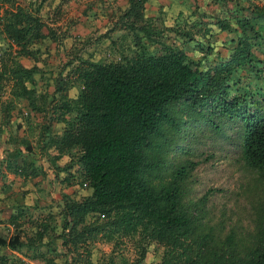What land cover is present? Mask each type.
<instances>
[{"label": "trees", "instance_id": "1", "mask_svg": "<svg viewBox=\"0 0 264 264\" xmlns=\"http://www.w3.org/2000/svg\"><path fill=\"white\" fill-rule=\"evenodd\" d=\"M46 1L0 0V8L7 5L2 7L0 17V33L7 40L6 47H0V92L3 80L11 78L12 96L25 99L32 111L38 109L42 115L47 109L36 102L32 75L37 65L30 58L36 59L38 48L31 47L39 39L47 37L55 44L58 41L38 16ZM145 1L125 0L121 9L120 17L125 18L121 28L129 30L136 46L128 55L122 54L115 61L77 56L72 74L79 89L74 97L62 94L65 82L61 86L56 82L52 94L38 95L42 105L46 99L54 104L49 110V122L41 124L37 146L42 143L40 148L55 151L48 157L56 178L60 172L67 175L60 179L61 183L71 182L69 172L75 165L80 180L89 189L88 195L76 200L61 192L58 204L62 216L60 237L65 236L63 246L67 252L76 250L78 242L84 244L93 233L107 228L111 233L134 231L146 245L181 249L186 254L185 264H264V207L254 212L253 229L245 235L229 228L219 236L213 226L199 234L195 231L196 220L181 206L185 166L174 169L169 180L153 183L154 171L160 166L155 153L172 146L173 134L195 120L202 119L210 125L211 116L237 125L244 163L264 178V84L255 92L257 95L250 93L246 97L233 93L230 83L237 69L261 73L251 64L252 48L262 40L259 29L251 22L264 26V0H246L250 15L233 14L234 27L226 19L216 21L220 29L236 35L227 56L212 64L194 61L172 45L149 53L140 42L141 36L151 35L143 23ZM138 22L140 25L135 26ZM43 27L46 34L41 31ZM13 45L16 49L12 52ZM18 57L32 66L21 65ZM5 107L4 113L8 110ZM57 122L63 123L58 134L52 132ZM15 142L33 153L25 137ZM14 146L5 155L7 169L24 178L41 174L40 165L29 166L17 144ZM63 154L68 155V162L57 165L55 160ZM88 213H95L100 221L83 224ZM5 222L11 232L0 235V264H23L13 251L25 242L40 244L41 236L50 232L46 225L32 231L29 214L19 201L11 204ZM21 236L26 240L22 241ZM138 245L141 260L144 245ZM35 254L43 264H52L40 252ZM78 263L80 259L71 253L69 264Z\"/></svg>", "mask_w": 264, "mask_h": 264}, {"label": "rangeland", "instance_id": "2", "mask_svg": "<svg viewBox=\"0 0 264 264\" xmlns=\"http://www.w3.org/2000/svg\"><path fill=\"white\" fill-rule=\"evenodd\" d=\"M112 1L113 3L109 5L115 10L107 16V61L118 60L120 55H128L136 47L133 45L129 30L121 28L125 23V18L120 17L125 0ZM258 3L261 4L260 1ZM21 5L29 8L28 4L21 3ZM58 5V11L52 16L63 18L60 15L62 5ZM6 6V4L2 5V7ZM249 11H251L250 6L246 0H226L225 3L222 0H146L143 8V23L149 27L151 35L144 38L139 31L140 42L149 53H158L163 45H172L182 49L187 57L194 61L212 64L227 56L233 46L232 39L236 35L234 32L220 29L216 21L226 19L234 27L233 14L249 16ZM251 23L255 29H259L262 37L260 44L252 48L251 60V64L261 69V73L255 75L251 70L237 69L232 74L230 82L233 93L244 94L246 97H249L250 93L257 95L255 92L264 84V26L254 20ZM136 25L139 26L140 22L135 23ZM61 34L62 32L56 34L58 41L54 45L55 54L50 52L52 57L38 55L37 60H34L38 64L32 75L33 88L37 95L38 106L47 109L44 115L38 109L34 110L32 112L35 121L30 122V119L26 121L22 110L15 113L12 110L13 105L20 107L26 105L12 96L11 78L2 82L0 169L3 167L1 163L5 159L6 152H10L15 147L14 144H17L20 153L24 152L23 144L15 142L21 139L22 132H24L23 137H38L42 132L41 124L46 125L49 122V110L54 103L47 102L46 99L45 104L42 105L38 95L52 94L56 82L60 86L65 82L62 94L68 97L74 96L79 89L72 68L77 63L75 60L77 56H81L80 48L68 46V40H65L64 36L59 38ZM65 42L66 50L63 49ZM6 43V38L0 33V47H6ZM87 46L91 48L90 44ZM33 47L36 46L32 45ZM15 49L16 46L13 45L12 52ZM17 61L25 67L32 66L24 58L18 57ZM24 84L30 88L26 81ZM4 106L8 108L5 113ZM209 121H211L210 125L202 119L195 120L180 132L173 134L170 141L172 146L168 142L167 148L155 153L160 166L154 171L153 183L169 180L174 169L181 165L185 166L186 176L181 185V206L196 220L195 231L201 234L206 227L213 226L219 236L229 228L238 235H245L253 229L254 212L264 207V178L244 163L240 154L237 125L218 116H211ZM34 125L40 126L41 129L37 132V126ZM22 126L25 128L21 131L19 128ZM8 133L12 136H8ZM67 162V158H64L61 165ZM39 165L44 174L42 181L34 183L29 181L33 187L39 184V190L27 186L16 201L21 202L29 214L31 221L29 226L32 231L37 227L40 228L41 225H46L50 232L41 236L40 244L25 242L23 246L14 250L13 254L20 262L43 264L35 256L36 252H40L52 264H69L71 253L76 259H80L78 264H185L186 254L181 249L166 250L155 243L146 245L134 231L111 233L107 228L93 233L84 244L78 242L76 250L67 252L63 246L65 236L60 237L62 216L59 213V193L64 191L76 200L88 195L89 189L80 180L79 170L75 165L70 168L72 179L69 184L60 182L62 177L67 176H64V172H60L59 176L52 180V169L48 164ZM17 182H20V179L17 178ZM99 221L95 213H88L84 216L83 224L91 225ZM0 224V235L7 236L11 232V227L2 225L5 223ZM21 240L25 241L26 237L21 236ZM140 243L144 245V255L141 260L138 255Z\"/></svg>", "mask_w": 264, "mask_h": 264}, {"label": "crops", "instance_id": "3", "mask_svg": "<svg viewBox=\"0 0 264 264\" xmlns=\"http://www.w3.org/2000/svg\"><path fill=\"white\" fill-rule=\"evenodd\" d=\"M26 2H34V0H25ZM116 1V0H115ZM64 3V4H63ZM110 3H113L112 0H47L45 4L41 7L40 12L38 16L40 17L41 21L44 23L46 27H49L53 30L54 34L62 32V34L59 36L65 37V40H68V46L72 45V48L74 46L80 48V55L82 59H88L91 61L104 59V55L106 54L107 58V16L110 14V12L114 11L115 8H112V5H109ZM58 4H60V15L63 18H58L56 15L52 16V14H55L58 11ZM124 4V3H123ZM108 5V6H107ZM124 6V5H123ZM57 7V8H56ZM123 7H121L122 9ZM68 12V13H67ZM110 28V27H109ZM42 33L46 34L47 29L43 27L41 29ZM114 31V30H113ZM91 45L90 49L87 48V45ZM33 46H36L38 48L36 51V60L38 55L41 57H52L50 55V52H56L54 49V42H51L49 38L44 37L42 39H39L38 42L32 44ZM48 45V46H47ZM100 46H103L100 47ZM83 47V48H82ZM31 49H33L31 47ZM66 50V42L65 47L63 48ZM30 62H34L33 58H30ZM42 60H44L42 58ZM48 60V58L46 59ZM36 65L38 62L35 63ZM74 96L71 95L72 98ZM22 104L25 103L26 106H16L13 105L12 110L16 113L20 110L25 113L26 121L30 119V122L35 121L34 120V112L28 107L27 102L23 98L18 99ZM29 118V119H28ZM24 123V122H23ZM37 126V132L41 129L40 126ZM32 126V129L33 127ZM63 123L57 122L52 126V132L53 133H60L62 131ZM25 127H20L19 129L22 131ZM36 132V133H37ZM20 134V133H19ZM21 136H24V132L21 133ZM21 137V138H22ZM25 137L26 140H28L29 144L33 147V153L29 154L24 149V152H22V156L25 158V162L29 163V166H38L39 164L46 163L48 166L52 169V180H55V173L53 172V165L50 161V157H48V154H55V151L52 150V148H45L42 149L40 146L42 143H40V146H37L36 140L37 137H31L28 138ZM12 151V149H11ZM37 151V153H35ZM38 159H36V158ZM64 158H67V161L69 160L68 155L63 154L58 159L55 160V163L57 165H61ZM5 160L6 157L1 163L3 166L2 169H0V223H5L2 225H7V222H5V217L10 212V205L13 204L17 198H20L24 192V188H27V186H31L32 189H38L39 190V184H37L35 187L33 185H30L29 181L31 182H37L42 181L43 179V173L36 174V176L29 175L28 177L24 178L23 175L19 174H13L10 172L7 167L5 166ZM33 164V165H32ZM40 167V166H39ZM40 167V171H41ZM55 177V178H54ZM17 178L20 179V182H17ZM20 185H23L22 187H19ZM19 187V188H18ZM59 189L61 187L59 186ZM61 192L59 193V197L61 196ZM60 202V200L58 201ZM8 206V207H6ZM5 218V219H4ZM1 225V224H0Z\"/></svg>", "mask_w": 264, "mask_h": 264}]
</instances>
